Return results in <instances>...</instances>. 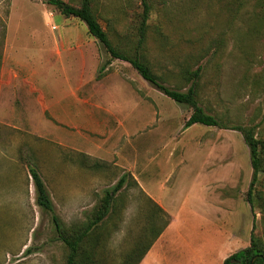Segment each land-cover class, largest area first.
<instances>
[{"label": "rangeland", "instance_id": "obj_1", "mask_svg": "<svg viewBox=\"0 0 264 264\" xmlns=\"http://www.w3.org/2000/svg\"><path fill=\"white\" fill-rule=\"evenodd\" d=\"M151 6L144 50L154 71L170 87L186 90L185 68L201 66L199 97L206 111L228 124L253 125L264 137V0H151ZM93 7L117 43H132L141 0H93ZM62 33L67 47L81 46L80 62L66 56ZM4 68L18 71L19 81L32 73L31 104L39 105L43 98L45 105L44 96L49 104L48 109L33 107L24 142L55 156L68 152L71 158L73 131L61 130L57 98L69 106L70 84L81 71L82 100L72 103L73 127L81 154L94 155L79 159L87 168L83 178L95 174V180L90 187L64 189L57 156H41L39 162L48 161L41 173L56 213L69 222L84 220L106 188L124 173L131 174L117 203L119 214L104 232L100 249L105 264L120 263L135 242L143 245L154 236L147 222L152 205L144 194L162 201L174 220L156 247V262L145 258L141 264H223L250 244L252 233L264 240V181L255 191L261 207L253 209L247 196L253 168L242 133L198 123L185 127L192 109L167 97L130 63L109 60L84 21L65 16L45 0H0V71ZM96 117L105 123L98 125ZM108 129V137L99 138ZM61 131L70 143L59 139ZM99 153L115 156L119 165L102 169ZM29 221L34 233L28 240L33 248L28 260L66 264L48 213L37 207L35 220ZM163 221L152 225L159 229ZM21 240L1 237L0 248L13 250ZM15 260L11 254L6 264Z\"/></svg>", "mask_w": 264, "mask_h": 264}, {"label": "trees", "instance_id": "obj_2", "mask_svg": "<svg viewBox=\"0 0 264 264\" xmlns=\"http://www.w3.org/2000/svg\"><path fill=\"white\" fill-rule=\"evenodd\" d=\"M74 1L76 0H45V2L58 8L65 16H73L84 21L87 25L88 33L105 48L109 55V60L121 59L130 63L144 79L158 87L167 97L189 106L192 112L185 122V127L198 123L206 126L232 128L242 133L249 148L250 161L253 168V176L247 192L248 201L253 209L258 206L261 207L258 205L260 202L257 201V197L255 198V191L256 184L264 181V137L258 135L256 127L253 125L228 124L216 115L206 111L199 97L201 66L196 69L185 68L183 76L189 85L186 90L170 87L166 84V79L154 71L144 50L148 37V21L152 13L151 0H141L143 10L138 16L136 30L132 35L134 39L132 43L127 44L117 43L111 37L109 31L102 26L94 10L93 0ZM103 67L105 66L101 68ZM20 148L25 149L29 148V146L22 145ZM23 159L27 161L31 158L23 157ZM34 166L30 167V172L35 186L36 203L48 213L55 227L56 238L63 244L66 264H105V257L101 255L102 249H100L104 232L107 230L106 226L112 216L118 213L117 203L123 195V186L130 173H124L114 186L105 189L104 194L99 196L84 220L66 223L56 213L52 194L41 173ZM135 183L137 184V181ZM144 195L152 205V210L148 215L149 220L147 221L149 222L150 235L155 234L143 245L135 242L136 247L118 264H139L154 241L170 222V216L166 210L155 202L151 196ZM121 217L122 214L116 218L122 220ZM160 220H164L163 222L165 223L162 222L158 226L159 229H156V225L153 226L152 222ZM146 232L149 233V231ZM145 234L147 235V233ZM31 252V247H28L25 251L26 254ZM262 254H264V240L252 233L250 244L227 256L223 264H251L254 256ZM253 264H264V259L258 256Z\"/></svg>", "mask_w": 264, "mask_h": 264}, {"label": "crops", "instance_id": "obj_3", "mask_svg": "<svg viewBox=\"0 0 264 264\" xmlns=\"http://www.w3.org/2000/svg\"><path fill=\"white\" fill-rule=\"evenodd\" d=\"M9 28L10 27L8 26V29ZM60 36L61 39H59L63 43L65 47L64 49H66V56L71 57L73 60L79 61L81 54V46L74 45L72 47H67L68 41L65 38V34L62 33ZM6 42V46H8V38ZM58 52L60 55L63 53L62 51ZM19 77L20 74L15 69L4 68L0 71V238H22L17 248L15 247V249L13 250H1L0 248V264H6V261L9 258V255L11 254L16 257V260L11 264H33L28 260L30 258L31 253L33 252V248L31 246H28V240L29 237L33 236L34 233V228L31 227L29 220H35L37 215V207L40 206L36 203V194L33 199V191L35 193V186L30 172V167L35 165L34 167L37 168L38 171L41 173V165H46L48 161L41 160L39 162V157L55 156V152L35 150L31 148V145H29V148H20L22 145L28 146V144L24 142V136L26 138V134L31 131L29 126L33 124V114L31 112L34 109L33 107L41 109L45 106L48 109L49 104H46L47 102L45 100V96V105L43 104V98L41 99L39 105L35 106L34 104H31L32 95L34 96V88L28 85V83L32 79V73L31 76H29V74H25V76L20 81L18 80ZM82 87V74L81 71H79L78 81L73 85L70 84L69 97H72L73 100L69 103V106L66 107L67 105H64V102L62 101L63 99L59 100L57 98L58 107L61 109V112L58 114V120L61 124V130L65 131L68 127L70 130L73 131V143L69 142V138L64 135V132L62 133L61 131L58 134L59 139L71 144L70 148L73 149L74 155V157L71 158L69 156V153L65 151H58L56 154L58 180L61 183V187L64 189L67 187H90L91 185L89 184L95 180V174H92L91 177L89 176L83 178V174L87 173V168H84L86 166H83L82 162H80L79 159H82V156L85 155L89 159H92L94 155L92 153L81 154V149L75 141L77 129L75 126L73 127V120L74 118H76V110H73L75 109V106L72 103H75L76 100H82V96L80 97L82 93ZM40 93H42V91H40ZM96 119L98 125L105 123V120L100 117H96ZM120 123L123 124L122 121H120ZM108 131L109 129L106 131V133H103L99 138L103 139L104 136L108 137ZM113 135L117 136V138L115 139L119 142L120 140L118 138V130H116ZM117 150V158H119V152L121 151V149ZM76 155H78L77 159ZM23 157H29L31 159L26 161L25 159H23ZM97 159L100 160L99 162L102 165V169L107 167L109 163H115L116 165H119V161L116 160L115 156H109L108 158V155H102L101 158ZM85 161L89 160L85 158ZM132 175L136 180L138 176L136 174ZM43 179L47 185V182L44 177ZM138 181L140 182L139 179ZM155 202H157L162 208L165 209L162 201L158 202V200H155ZM59 216L66 223L80 221L74 220L69 222L62 215ZM173 220L174 218L170 217L169 224L165 227L159 237L154 241L151 248L142 258L139 264H141L143 262V259L145 258L149 259V261L154 260V263L156 262V247L159 243H162L163 239L168 234V231L171 230L170 227L172 225ZM55 239L61 243L63 249L62 242L56 237ZM28 247L32 248V252L30 254L25 253Z\"/></svg>", "mask_w": 264, "mask_h": 264}, {"label": "water", "instance_id": "obj_4", "mask_svg": "<svg viewBox=\"0 0 264 264\" xmlns=\"http://www.w3.org/2000/svg\"><path fill=\"white\" fill-rule=\"evenodd\" d=\"M258 256H261V257L264 259V254L254 256V257L252 258V260H251V264H253L254 260H255Z\"/></svg>", "mask_w": 264, "mask_h": 264}, {"label": "built area", "instance_id": "obj_5", "mask_svg": "<svg viewBox=\"0 0 264 264\" xmlns=\"http://www.w3.org/2000/svg\"><path fill=\"white\" fill-rule=\"evenodd\" d=\"M53 28H56V25H54Z\"/></svg>", "mask_w": 264, "mask_h": 264}]
</instances>
